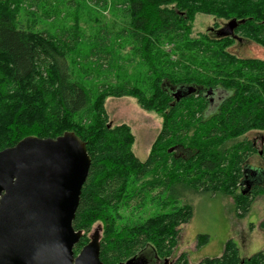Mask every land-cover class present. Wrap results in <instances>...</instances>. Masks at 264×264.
<instances>
[{"label":"trees","instance_id":"trees-1","mask_svg":"<svg viewBox=\"0 0 264 264\" xmlns=\"http://www.w3.org/2000/svg\"><path fill=\"white\" fill-rule=\"evenodd\" d=\"M78 1L67 2L95 16L108 13L112 22L100 24L98 15L90 34L82 32L76 16L72 25L50 28L41 21L61 15L58 6L46 8L51 2L0 0V151L28 136L55 139L74 133L91 161L72 222L74 231L82 233L74 255L99 223L102 264L130 259L188 264L184 253L171 260L180 226L193 216L190 204L171 206L169 196L176 188L231 197L238 218L247 214L255 197H264V172L259 180H248L246 167L254 155L264 164V134L258 148L244 138L264 133V61L230 54V38H190L192 23L196 15L235 20L234 34L264 48V0ZM24 10L32 18L27 24L17 20ZM166 40H178L175 62L162 50ZM120 44L130 46L129 62L138 58L145 67L144 80L96 83L121 61ZM178 88L185 93L176 99L172 89ZM187 88L194 91L187 93ZM209 90L221 92L212 104ZM122 97H132L141 109L162 117L144 161L131 150L129 127L109 125L104 102ZM178 146H187L192 155L176 157L167 151ZM148 204L160 211L137 218ZM207 239L198 236L196 247ZM196 264H264V252L241 258L229 240L219 257Z\"/></svg>","mask_w":264,"mask_h":264},{"label":"rangeland","instance_id":"rangeland-1","mask_svg":"<svg viewBox=\"0 0 264 264\" xmlns=\"http://www.w3.org/2000/svg\"><path fill=\"white\" fill-rule=\"evenodd\" d=\"M67 1L46 0L47 4L51 2V6H47L46 8L58 6L61 15L58 20L52 17L51 20H44L41 23L49 25L50 28L68 25V23L72 25L75 19L74 16H76L82 32L90 34V26L97 20L99 14L95 16L94 12L85 9L78 11L76 5H71ZM76 1L79 2L78 0ZM28 14L29 11L27 10L19 11L17 20L24 24L31 22L32 18ZM50 14L52 15V12ZM98 18L102 22L100 24L104 25L111 23L113 19L108 13H103ZM225 23L226 21L221 19H215L206 15H196L192 23L190 38L198 34H205L209 40H220L215 36L214 31L223 27ZM231 42V46L227 48L230 54L237 58L264 61V48L247 40H242L241 42L231 40ZM177 44L178 40H166L162 46V50L167 54V59H171L174 62L177 59V55L174 53V48ZM116 51H118L117 53L121 61L116 62L114 72L111 75L99 76L97 80L95 79V82L109 85L120 84L124 81H139L142 83L145 67L139 64L138 58H135L131 62L128 61L132 58L130 46L120 44ZM75 68L79 69L78 66ZM91 74L96 75L94 71H91ZM172 92L175 93L176 90L172 89ZM220 94L221 92L217 93V95ZM104 109L110 126L114 127L124 124L129 127L133 136L131 150L137 159L144 161L161 130L162 117L157 113L141 109L132 97L107 98L104 102ZM208 109L210 111L207 114H211L214 112L215 106ZM263 134L250 132L244 138L253 141L258 148ZM191 137L193 136L190 134L189 138ZM184 147L187 148V146L170 147V150L168 149L167 151L173 153L176 157H190L192 152L185 150ZM246 167L251 173V178H248V180H259L261 173L264 172V164L257 155L248 159ZM161 197L165 199L167 194ZM169 200L172 202L171 206L173 202H176V205L187 203L193 207L192 218L186 224L180 226L177 246L171 260H174L181 253L186 254L188 264H196L205 258L219 257L225 243L229 240L236 244L241 258H248L258 252H264L263 196H257L253 199L247 214L243 218L236 217L233 199L219 194L196 193L188 191L181 186L176 188L175 192L169 196ZM158 211L160 209L156 204H148L141 213L135 216L145 219ZM122 214L126 217L128 212L123 211ZM96 231L101 233L99 223L92 225L88 237H91ZM200 235L207 236L208 239L204 245L197 248V237Z\"/></svg>","mask_w":264,"mask_h":264},{"label":"water","instance_id":"water-1","mask_svg":"<svg viewBox=\"0 0 264 264\" xmlns=\"http://www.w3.org/2000/svg\"><path fill=\"white\" fill-rule=\"evenodd\" d=\"M181 91L173 93L176 99ZM90 162L72 132L55 139L28 136L0 151V264H102L97 231L77 255L73 251L82 233L72 222Z\"/></svg>","mask_w":264,"mask_h":264},{"label":"flooded vegetation","instance_id":"flooded-vegetation-1","mask_svg":"<svg viewBox=\"0 0 264 264\" xmlns=\"http://www.w3.org/2000/svg\"><path fill=\"white\" fill-rule=\"evenodd\" d=\"M229 23L230 22H226L223 27L215 30L214 31L215 36H217L218 39L230 38L231 40H234L237 42H241L242 40H245V39L241 38L239 35L234 34V31L237 28L238 23L236 22V24L233 25L230 30L228 29ZM181 93H185V92L181 91ZM217 97H219V96H217V92H212L210 95H208L207 99H208L209 103L212 104L213 101L215 100V98H217Z\"/></svg>","mask_w":264,"mask_h":264}]
</instances>
